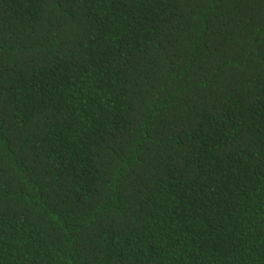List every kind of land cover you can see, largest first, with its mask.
<instances>
[{
  "label": "trees",
  "instance_id": "16d2710c",
  "mask_svg": "<svg viewBox=\"0 0 264 264\" xmlns=\"http://www.w3.org/2000/svg\"><path fill=\"white\" fill-rule=\"evenodd\" d=\"M0 264H264V0H0Z\"/></svg>",
  "mask_w": 264,
  "mask_h": 264
}]
</instances>
